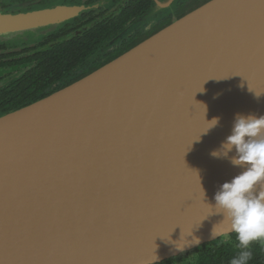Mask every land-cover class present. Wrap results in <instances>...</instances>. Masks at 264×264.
<instances>
[{
  "label": "water",
  "instance_id": "obj_1",
  "mask_svg": "<svg viewBox=\"0 0 264 264\" xmlns=\"http://www.w3.org/2000/svg\"><path fill=\"white\" fill-rule=\"evenodd\" d=\"M238 113L264 115V0H208L1 116L0 264H157L234 233L205 203L241 170L210 155Z\"/></svg>",
  "mask_w": 264,
  "mask_h": 264
},
{
  "label": "flooded vegetation",
  "instance_id": "obj_2",
  "mask_svg": "<svg viewBox=\"0 0 264 264\" xmlns=\"http://www.w3.org/2000/svg\"><path fill=\"white\" fill-rule=\"evenodd\" d=\"M207 1L0 0V17L19 18L0 24V117L88 76Z\"/></svg>",
  "mask_w": 264,
  "mask_h": 264
},
{
  "label": "clouds",
  "instance_id": "obj_3",
  "mask_svg": "<svg viewBox=\"0 0 264 264\" xmlns=\"http://www.w3.org/2000/svg\"><path fill=\"white\" fill-rule=\"evenodd\" d=\"M199 91H203V88ZM255 95L259 97L261 94L255 93ZM205 121L207 122L205 129L192 142L198 141L201 134H207L217 127L220 118L214 117L210 121ZM233 152L234 154L230 156L229 154ZM210 155L218 159H228L234 167L241 169L216 191L213 197L214 204L204 202L206 194L198 176L203 202L211 209L207 218L214 214L222 216V220L213 226L211 235L213 238L221 235L217 232L216 226L227 222L230 231L235 233L237 246L241 250L230 264H248L253 255L251 245L257 241L264 242V115L257 117L255 114H236L231 134ZM187 236H192V233ZM186 237L183 239L187 243H199L198 237L192 236L191 241ZM181 239L182 231L180 239L176 242ZM187 243L182 246L175 245L182 249Z\"/></svg>",
  "mask_w": 264,
  "mask_h": 264
},
{
  "label": "trees",
  "instance_id": "obj_4",
  "mask_svg": "<svg viewBox=\"0 0 264 264\" xmlns=\"http://www.w3.org/2000/svg\"><path fill=\"white\" fill-rule=\"evenodd\" d=\"M228 237L232 239L231 242H225L221 237L198 247L191 253L186 252L157 264H183L182 260L187 261V264H230V261L241 250L237 246L238 241L236 240L235 233L228 235ZM251 251L253 255L248 264H264V242H254L251 245ZM190 255H194V258L191 259ZM184 256L187 260H184Z\"/></svg>",
  "mask_w": 264,
  "mask_h": 264
},
{
  "label": "rangeland",
  "instance_id": "obj_5",
  "mask_svg": "<svg viewBox=\"0 0 264 264\" xmlns=\"http://www.w3.org/2000/svg\"><path fill=\"white\" fill-rule=\"evenodd\" d=\"M222 240L225 242H231L232 239H230V237H228V236H224V237H222ZM189 257L192 259V258H194V255H190ZM184 260H187V258L185 256H184ZM182 262L187 263V261H183V260H182Z\"/></svg>",
  "mask_w": 264,
  "mask_h": 264
}]
</instances>
